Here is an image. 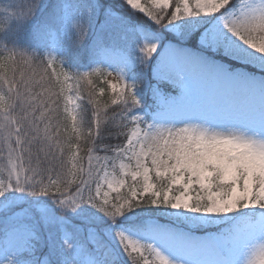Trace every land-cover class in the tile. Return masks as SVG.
Instances as JSON below:
<instances>
[{
  "label": "snow or ice",
  "instance_id": "obj_1",
  "mask_svg": "<svg viewBox=\"0 0 264 264\" xmlns=\"http://www.w3.org/2000/svg\"><path fill=\"white\" fill-rule=\"evenodd\" d=\"M119 7L0 0V264H118L106 227L130 264H264V0ZM100 80L103 106L66 94ZM138 208L143 240L118 228Z\"/></svg>",
  "mask_w": 264,
  "mask_h": 264
},
{
  "label": "rangeland",
  "instance_id": "obj_2",
  "mask_svg": "<svg viewBox=\"0 0 264 264\" xmlns=\"http://www.w3.org/2000/svg\"><path fill=\"white\" fill-rule=\"evenodd\" d=\"M145 2H146V0H145ZM249 2H253V3H254V2H256V0H249ZM55 54L58 55V56H62V57H64V59H65V66H68V65H69L68 57H67V55H66L65 53H62V52H56ZM104 62H105V64L108 63V65H109L108 70H109V71H113L114 74H115L116 71L122 69V70H123V73H122V74L124 75L125 80H127V81H131L132 76H131V72H130V69H129V67L127 66V64H125V63H111V62H108V61H104ZM110 79H111V78H110ZM68 83L71 84V87H68L67 85H65V91H66V94L69 93V92H71L72 89L79 88V87L76 86L75 83H72V82H68ZM110 93L112 94L111 90H110ZM76 94H79V93H76ZM112 96H113V94H112ZM115 162H116L115 171L113 170V167H108V168H107V171L110 173V175H113V176H115L117 179H119V178H120V175H119V165H120V163H125V164H127L128 161H127V159L125 158V159H116ZM72 163H76V164H77V169H76V170H78V169H79V166H80L79 154H77V159L74 160V161H72ZM95 163H96V162H95V159H93L92 164L95 165ZM0 164L2 165V166L0 167V173H1V175H5V177H6V176H7L6 166L8 165V161H7V159H6V153L4 154V157H0ZM84 167H85V169H87V167H88V163H87V158H86V157H85V159H84ZM126 183H127L128 185H130V184L132 183L131 179H130V178H127ZM104 190L107 191L108 189L105 187ZM127 190H128L127 187H125L124 189L121 190V194L123 195L124 193L127 192ZM17 195H22V194H17ZM112 195H115V193H110V196H112ZM48 203H50V202H48ZM92 214L95 215V213H92ZM247 214H248V215H252L251 210H248V213H247ZM118 228H119V230L124 231L127 235H129V236H130L131 238H133V239H140V240H143V239L146 238L144 233H142V234H137V233L131 232V231H129V230L123 228V227H122L121 225H119V224H118ZM106 235H107L108 237L112 238L111 235H113V233H112L111 230H108V229L106 228ZM261 239H262V237H261L259 234H257L255 237L252 238V240L249 242V244H250V245H254V244L260 242ZM250 252H251V248H250L249 246H246V247L243 249L242 253H241V260H245V261H246L247 258H248L249 255H250ZM133 254L136 255V256L141 257V253H133ZM143 257H144V258H148V259H150V260H158V258L155 257L154 254H151V255H150V254H149L148 252H146V251L143 252ZM141 264H142V263H141Z\"/></svg>",
  "mask_w": 264,
  "mask_h": 264
},
{
  "label": "trees",
  "instance_id": "obj_3",
  "mask_svg": "<svg viewBox=\"0 0 264 264\" xmlns=\"http://www.w3.org/2000/svg\"><path fill=\"white\" fill-rule=\"evenodd\" d=\"M110 3L117 6V10L121 12V15L127 16L126 10L119 7V4H120L119 0H110ZM134 19H136V18H134ZM139 21H141V20H139ZM82 64H86L87 67L91 66V64L88 61H84L81 63V65ZM76 86L79 87L80 91H83V92H86V91L94 88L96 93H97V98L101 101L102 106H103V102H105V101H108L110 103V98H112V94L110 93V90L107 89V85L103 84L102 80L96 81L94 84H89L87 81H82L79 85L76 84ZM101 89H104V91L102 92ZM85 107H87V106L85 105ZM83 153H84V149L82 147L78 154L80 156V155H83ZM70 157H71V153H69V155L65 158L66 163H68ZM71 163H72V161H71ZM71 163H68L69 168L71 167ZM1 166L2 165L0 164V167ZM3 176L5 177V175H3ZM153 212H154V210L138 208V209L133 210L132 212L127 213L125 216L131 215L134 217L138 216V217L145 218V217L151 215ZM119 251H120V253L117 252L115 249L111 250V253L117 259L118 264H130L128 257L122 251L121 247H120Z\"/></svg>",
  "mask_w": 264,
  "mask_h": 264
}]
</instances>
